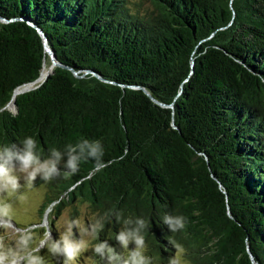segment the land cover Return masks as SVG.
I'll list each match as a JSON object with an SVG mask.
<instances>
[{
    "label": "trees",
    "instance_id": "trees-1",
    "mask_svg": "<svg viewBox=\"0 0 264 264\" xmlns=\"http://www.w3.org/2000/svg\"><path fill=\"white\" fill-rule=\"evenodd\" d=\"M0 11L35 20L62 63L104 79L59 67L7 109L41 57L0 36V146L32 136L46 156L99 139L113 161L48 183L57 213L87 203L142 216L162 264L168 237L195 264H264V0H0ZM165 214L185 228L171 233ZM119 227L99 239L115 244Z\"/></svg>",
    "mask_w": 264,
    "mask_h": 264
},
{
    "label": "clouds",
    "instance_id": "clouds-1",
    "mask_svg": "<svg viewBox=\"0 0 264 264\" xmlns=\"http://www.w3.org/2000/svg\"><path fill=\"white\" fill-rule=\"evenodd\" d=\"M104 157L105 148L99 139H81L75 144L68 143L63 150L52 147L46 156L38 151L37 141L32 136L23 137L19 143L0 146V264H46L45 257L39 254L45 249L56 264H78L88 252L99 257L103 264H153V257L146 254L145 232L150 229V222L142 216L124 217L123 212L115 208L89 216L87 224L80 218L58 223L59 239L53 238L48 228L37 242L31 226H17L20 221L15 206L27 201L25 189H32L38 179L51 183L62 176L77 174L81 164L88 161L93 162L90 175L101 172L113 163L105 161ZM113 220L120 226L115 235L116 243L105 239L90 245ZM186 222L183 215L162 217L163 225L171 233L182 231ZM168 242L175 249L168 264H181L185 249L172 237H168Z\"/></svg>",
    "mask_w": 264,
    "mask_h": 264
},
{
    "label": "rangeland",
    "instance_id": "rangeland-1",
    "mask_svg": "<svg viewBox=\"0 0 264 264\" xmlns=\"http://www.w3.org/2000/svg\"><path fill=\"white\" fill-rule=\"evenodd\" d=\"M12 111H15L12 109ZM48 183L36 181L35 186L32 189H25L27 195V201L23 205H16L15 211L19 218L20 223L18 227H24L25 225L31 226L37 236V242L39 238L43 237L46 229L51 228L52 236L55 239H59V235L56 232L60 230L57 229L56 225L58 223L63 224L66 220L80 218L82 223H88V217L94 215L91 207L87 203H77L74 205L64 206L60 212L54 208V203L50 204L48 202ZM50 204V205H49ZM49 205V206H48ZM48 206V207H47ZM56 213V217L53 214ZM101 240L98 238L96 240L90 241V245L98 243ZM149 250V249H148ZM46 249L41 251L39 254L45 257L46 264H56V261L46 254ZM148 255V251L146 253ZM85 257L87 259H85ZM163 263V262H162ZM157 257L153 258V264H162ZM78 264H103L99 257L92 256L91 252L85 253L81 257ZM168 264V263H167ZM181 264H195L188 255L185 253L182 256Z\"/></svg>",
    "mask_w": 264,
    "mask_h": 264
},
{
    "label": "water",
    "instance_id": "water-1",
    "mask_svg": "<svg viewBox=\"0 0 264 264\" xmlns=\"http://www.w3.org/2000/svg\"><path fill=\"white\" fill-rule=\"evenodd\" d=\"M0 36H8L10 38H19L23 43L29 44L34 54L41 57V69L39 76L34 80L24 83L18 87L12 100L5 107L9 108V105L13 102L15 111L18 110V104L16 101L17 95L27 93L40 88L51 75L55 73L56 68H64L71 70L75 77L84 78L89 73H94L96 77L104 80L101 76L93 72L92 70H76L71 66L65 65L58 58L52 47L49 36L46 31L33 19L25 15L7 16L0 11ZM47 68L49 71L46 75H43V71ZM149 94V93H148ZM158 102L156 99H154ZM159 103V102H158ZM12 110V109H10ZM226 193V191L224 190ZM230 215V214H229ZM247 242V239H245ZM247 252L250 253L248 247ZM251 259L254 264H258L254 256L251 254Z\"/></svg>",
    "mask_w": 264,
    "mask_h": 264
},
{
    "label": "bare ground",
    "instance_id": "bare-ground-1",
    "mask_svg": "<svg viewBox=\"0 0 264 264\" xmlns=\"http://www.w3.org/2000/svg\"><path fill=\"white\" fill-rule=\"evenodd\" d=\"M48 72L49 71L47 70V68H45V70L43 71V75H46ZM9 108L14 109V103L13 102L9 105Z\"/></svg>",
    "mask_w": 264,
    "mask_h": 264
}]
</instances>
